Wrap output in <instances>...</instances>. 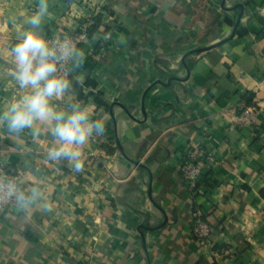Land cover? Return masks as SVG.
Listing matches in <instances>:
<instances>
[{"label":"crops","instance_id":"crops-1","mask_svg":"<svg viewBox=\"0 0 264 264\" xmlns=\"http://www.w3.org/2000/svg\"><path fill=\"white\" fill-rule=\"evenodd\" d=\"M37 5L0 0V110L20 94L10 48ZM96 16L72 96L106 139L76 171L46 159L50 134L0 127V166L42 194L0 212V264H264V0H49L42 27ZM243 101L253 128L232 122ZM188 145L212 155L195 198L178 168ZM196 208L216 227L212 253L192 234Z\"/></svg>","mask_w":264,"mask_h":264},{"label":"clouds","instance_id":"clouds-1","mask_svg":"<svg viewBox=\"0 0 264 264\" xmlns=\"http://www.w3.org/2000/svg\"><path fill=\"white\" fill-rule=\"evenodd\" d=\"M48 14L49 0H38L37 10L24 20L29 27L18 31L17 42L10 48L14 61L10 74L20 94L0 110V127L17 136L30 130L34 141L50 134L46 159L55 163L67 160L81 171L85 146L94 135H103L104 121L93 119L90 109L74 101L70 77L82 67L85 54L68 37L46 38L42 21ZM41 195L36 187L25 196L12 181L0 183V198L15 197L16 206L22 209Z\"/></svg>","mask_w":264,"mask_h":264},{"label":"built area","instance_id":"built-area-1","mask_svg":"<svg viewBox=\"0 0 264 264\" xmlns=\"http://www.w3.org/2000/svg\"><path fill=\"white\" fill-rule=\"evenodd\" d=\"M88 22H82L78 31H71L67 29L59 30L47 39H63L68 37L72 39L77 47L88 38L87 36ZM259 111L257 105H249L245 101L241 102L237 107L232 109V122L235 126L240 128H253L258 122ZM94 119V117H93ZM255 129V128H254ZM104 135H94L91 141H104ZM212 160V155L204 149L202 145H188L183 153V156L178 163V168L188 184V190L192 198L199 193L200 188L209 184L208 163ZM53 164H58L52 162ZM105 169L109 176L115 177L110 168L105 163ZM25 170L17 168L15 170L0 166V183H7L12 181L18 190L21 191V186L24 178ZM16 204L15 197L0 198V212L12 208ZM215 225L205 217L204 212L200 208H196L193 215L192 234L194 238L200 243L201 248L205 253H212L213 243L212 235L215 233Z\"/></svg>","mask_w":264,"mask_h":264},{"label":"trees","instance_id":"trees-1","mask_svg":"<svg viewBox=\"0 0 264 264\" xmlns=\"http://www.w3.org/2000/svg\"><path fill=\"white\" fill-rule=\"evenodd\" d=\"M95 20H96L95 24L90 25V26L87 28V36L92 35L93 32L97 29V25H98L99 22H100V17H99V16H96V17H95ZM71 78H72V76L70 77V79H71ZM96 96H97V100H98L99 103H105V104L107 103L106 100H105L103 97H101V94L98 93Z\"/></svg>","mask_w":264,"mask_h":264}]
</instances>
